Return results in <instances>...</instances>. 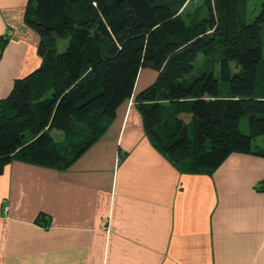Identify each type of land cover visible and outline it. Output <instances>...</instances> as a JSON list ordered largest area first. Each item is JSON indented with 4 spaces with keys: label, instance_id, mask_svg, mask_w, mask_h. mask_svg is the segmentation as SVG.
Listing matches in <instances>:
<instances>
[{
    "label": "trees",
    "instance_id": "obj_1",
    "mask_svg": "<svg viewBox=\"0 0 264 264\" xmlns=\"http://www.w3.org/2000/svg\"><path fill=\"white\" fill-rule=\"evenodd\" d=\"M189 1L29 0L24 20L42 63L0 99V175L13 160L68 168L142 68L157 72L135 96L144 131L178 171L211 175L233 152L264 155L253 144L264 136V0L247 21L242 0H203L207 15L194 23L182 12ZM199 54L239 71L223 82L211 70L190 77Z\"/></svg>",
    "mask_w": 264,
    "mask_h": 264
},
{
    "label": "crops",
    "instance_id": "obj_2",
    "mask_svg": "<svg viewBox=\"0 0 264 264\" xmlns=\"http://www.w3.org/2000/svg\"><path fill=\"white\" fill-rule=\"evenodd\" d=\"M28 1L0 0V99L42 63ZM156 76L139 70L132 96L68 168L4 167L0 264H264V155L233 152L211 175L178 171L135 100Z\"/></svg>",
    "mask_w": 264,
    "mask_h": 264
},
{
    "label": "rangeland",
    "instance_id": "obj_3",
    "mask_svg": "<svg viewBox=\"0 0 264 264\" xmlns=\"http://www.w3.org/2000/svg\"><path fill=\"white\" fill-rule=\"evenodd\" d=\"M220 1V0H219ZM262 0H242V4L245 10L244 20L253 19L254 15L257 14L259 10V5ZM182 12L184 15V19L188 23H194L199 21L203 16L207 15L206 9L203 6V0H192L186 2L183 5ZM209 30V29H208ZM262 40H263V54H264V25L262 26ZM64 46L62 45V41H59L58 51H62ZM203 70H211L213 74L223 82V80H227L229 75L234 72L239 71V67L235 62L222 63L217 61L216 59L204 56L199 54L196 58L195 68L190 73V77L197 75V73ZM227 88V85L221 86V92ZM223 89V90H222ZM223 93V92H222ZM55 139H61V133L54 132L53 133ZM254 145L264 148V136L256 137L253 141Z\"/></svg>",
    "mask_w": 264,
    "mask_h": 264
},
{
    "label": "built area",
    "instance_id": "obj_4",
    "mask_svg": "<svg viewBox=\"0 0 264 264\" xmlns=\"http://www.w3.org/2000/svg\"><path fill=\"white\" fill-rule=\"evenodd\" d=\"M7 210H8V208H7V207H5V208H4V211H7Z\"/></svg>",
    "mask_w": 264,
    "mask_h": 264
}]
</instances>
